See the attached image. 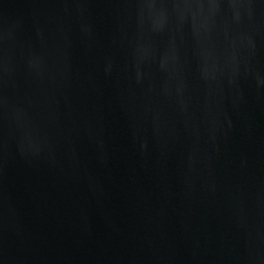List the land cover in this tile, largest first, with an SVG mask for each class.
<instances>
[{
  "label": "water",
  "instance_id": "95a60500",
  "mask_svg": "<svg viewBox=\"0 0 264 264\" xmlns=\"http://www.w3.org/2000/svg\"><path fill=\"white\" fill-rule=\"evenodd\" d=\"M0 264H264V0H0Z\"/></svg>",
  "mask_w": 264,
  "mask_h": 264
}]
</instances>
